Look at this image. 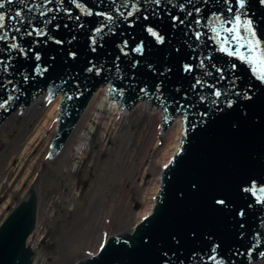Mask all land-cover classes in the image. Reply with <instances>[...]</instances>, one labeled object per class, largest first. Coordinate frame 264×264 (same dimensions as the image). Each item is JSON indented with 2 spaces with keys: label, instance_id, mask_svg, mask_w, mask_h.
I'll return each mask as SVG.
<instances>
[{
  "label": "water",
  "instance_id": "1",
  "mask_svg": "<svg viewBox=\"0 0 264 264\" xmlns=\"http://www.w3.org/2000/svg\"><path fill=\"white\" fill-rule=\"evenodd\" d=\"M77 2L79 9L73 0L51 4L25 0L28 7L19 0H0L8 33L7 40H0V127L14 113L26 114L39 98L49 102L59 98L57 126L47 155L52 160L97 91L108 86L106 98L117 104V119L148 105L147 115L161 111L160 137L179 118L182 138L169 159L172 163L160 171L150 213L131 229L110 234L102 250L70 264H214L208 259L213 245L219 246L218 259L225 264L264 260V201L257 204L251 192L242 191L253 180L264 186V83L238 59L219 53L210 39L208 17L213 12L228 15L224 0H161L159 5L154 0H128L127 7L123 0ZM245 3L244 11L264 41V5L259 0ZM229 4L236 7L235 0ZM133 5L140 9L138 13ZM48 7L53 11L41 17L39 12ZM197 7L200 13L195 12ZM87 10L110 14L113 21L88 17ZM16 11L22 12L24 23L8 21ZM128 11H133L132 17H127ZM101 24L108 26L94 35ZM147 27L163 36L164 42L157 43ZM33 28L43 29L45 35L27 36ZM196 32L201 33L199 41ZM12 43L20 47L9 49ZM137 46L143 51L134 52ZM232 64L237 67L232 69ZM89 67L93 72L86 71ZM44 68L47 71L41 73ZM215 91L221 92L219 98ZM67 95L73 98L67 100ZM8 97L12 99L4 103ZM41 172L0 223V264H34L39 254L35 238L29 239L38 222ZM217 199L225 204L217 205ZM241 210L243 216L238 215Z\"/></svg>",
  "mask_w": 264,
  "mask_h": 264
},
{
  "label": "rangeland",
  "instance_id": "2",
  "mask_svg": "<svg viewBox=\"0 0 264 264\" xmlns=\"http://www.w3.org/2000/svg\"><path fill=\"white\" fill-rule=\"evenodd\" d=\"M41 100L34 115L9 117L0 129V223L42 169L37 228L29 239L40 246L35 264H70L94 255L110 234L131 229L144 217L154 204L157 174L171 158L178 135L181 140V129L174 124L160 137L159 111L147 115L138 108L118 119L114 114L118 125L106 133L107 107L101 119L80 126L81 139L74 132L79 121L61 152L47 160L57 126L56 101ZM47 116L52 120L42 127ZM80 144L84 152L70 159L71 148Z\"/></svg>",
  "mask_w": 264,
  "mask_h": 264
},
{
  "label": "snow or ice",
  "instance_id": "3",
  "mask_svg": "<svg viewBox=\"0 0 264 264\" xmlns=\"http://www.w3.org/2000/svg\"><path fill=\"white\" fill-rule=\"evenodd\" d=\"M9 3H12L13 0H8ZM21 4H25V0H19ZM46 3L51 4L52 0H45ZM154 2L159 5L161 3V0H154ZM73 3L75 6L79 9L81 5L77 2V0H73ZM224 3L226 5L225 11L228 13L227 16H225L223 13H216L213 12L209 15L208 20L209 24L207 27L209 28V31L213 34L210 39H212L217 45V51L222 54H226L228 58H236L238 59L242 64L249 67L250 72L255 77V79L261 83H264V48H262V44H264V41L261 40L259 37V28L255 25V22L253 19L248 17V14L245 10L246 3L245 0H235L236 7L233 8L229 4V0H224ZM259 3L264 5V0H259ZM123 6H128V0H123ZM25 7H28L25 4ZM135 11L138 13L140 9L136 6H132ZM181 9H183L184 5H179ZM0 8H3V4L0 3ZM116 11H119L118 8L115 9ZM31 11V9H29ZM53 9L51 7H48L44 10H41L39 12V15L41 17L45 16V13H51ZM196 13H200L201 9L199 7L195 8ZM86 14L88 17H91L93 15L97 17H102L107 22L113 21V16L106 13L101 12H93L91 10H87ZM189 16L192 15V12L188 13ZM133 11L127 12V17H132ZM79 19V16L76 17ZM148 17L145 16L144 19H147ZM8 21L12 20H19L20 23H24L26 18H22V12L16 11L14 16H9ZM52 19H55L53 17ZM173 20L175 22L176 18L173 17ZM31 25V21H27ZM45 23H50V21H45ZM183 23V21H181ZM201 21L199 19L195 20V24L199 25ZM108 24H101L98 27L94 29V35H99L104 27H107ZM58 27V26H57ZM6 28V18L5 14L3 12H0V40H7L8 39V33L5 31ZM16 32H20L19 28L14 29ZM111 30V29H110ZM146 31L152 36L156 38V42L159 44H162L164 42V37L161 35H158L157 31L153 30L151 27H147ZM35 33L36 36L41 37L45 35V32L43 29H35L33 28L31 31H27L26 35L31 37ZM226 34V35H224ZM195 38L197 41L201 39V33L196 32ZM11 39L15 41L17 39L16 36H12ZM57 44L62 43V41H55ZM92 43L95 44L96 41L92 40ZM125 46H127V42H124ZM233 45L235 46L233 48ZM20 47L16 43H12L8 45L9 49H17ZM243 49V51H242ZM95 51V48L92 49ZM31 51V49H29ZM123 52V49H121ZM134 52L140 53L143 51L141 46H137L133 49ZM70 56H74L75 54L70 53ZM35 60L39 61L41 59L39 53L35 54ZM39 68V65L36 66ZM200 67H203V62H201ZM215 67V65H214ZM237 67L236 64H232L231 68L235 69ZM184 70L190 72L191 68L188 65L184 66ZM3 71H8V66H5ZM47 69L44 68L41 70V73L46 72ZM86 71L93 72V67H89ZM97 74L99 73V69H96ZM217 71H222L221 69L217 68ZM117 72H119V68H117ZM25 81L28 80V77H24ZM11 83V82H10ZM200 81L197 80L196 84H199ZM195 87V85H193ZM115 91V89H113ZM141 91H144V89H141ZM157 91H160V86L157 85ZM213 95L216 98H219L221 96L220 91H215ZM73 97L71 95H67L66 99L71 100ZM11 97H8L7 100L4 101V103H7L8 100H11ZM201 99H204L201 97ZM214 104L217 103V100L212 101ZM228 106L231 107V101L228 102ZM0 107H3V103H0ZM172 161L169 160L168 164H165L164 167L167 168L169 164H171ZM250 186L243 187L242 191L245 193L251 192L253 196L256 197V203L259 204L262 201H264V186H257L256 181H250ZM217 205H224L225 201L223 199H217L215 201ZM238 215L243 216L244 213L241 210ZM243 227V225H241ZM105 247V243L102 242L100 245V249L102 250ZM218 245H213L211 248V255H209L208 259L213 261L214 264H225V262L222 259H218L217 253H218ZM261 255H264V253H261Z\"/></svg>",
  "mask_w": 264,
  "mask_h": 264
},
{
  "label": "bare ground",
  "instance_id": "4",
  "mask_svg": "<svg viewBox=\"0 0 264 264\" xmlns=\"http://www.w3.org/2000/svg\"><path fill=\"white\" fill-rule=\"evenodd\" d=\"M107 90H108V86L107 87H105V88H103L102 89V91L104 92V97H102L101 99L98 97L99 96V94H100V92L101 91H99V92H97L95 95H94V97L92 98V100H91V102L89 103V106H88V108L86 109V111L84 112V114H83V116H82V118L80 119V122H79V124H78V126H77V129L74 131L75 132V134L77 135V137H78V139H81L82 137H83V132L82 131H79V129H80V126L81 125H84V127L85 126H88L87 125V123H90V122H92L93 123V121L95 120H99V119H101V116H102V114L104 113V112H106V110H107V107H108V114H109V120L111 119V122L110 123H107V125H106V133H111V130H113L114 129V127H117V125H118V122H117V120L114 118V114L115 115H117L118 116V111H116L117 110V104L116 103H114V102H112L111 100H107V98H106V96H107ZM41 99H45V97H42V98H39L38 100H36L35 102H33L30 106H29V108H28V110H27V112H26V115L28 116H30V115H34V113L33 112H35L36 111V105H38V103L40 102V101H42ZM53 101H56L54 104H55V108L54 109H56V115H57V110H58V104H59V98H56L55 100H53ZM52 101V102H53ZM95 108H96V111L95 112H97L98 114H96V116H94V117H91L90 118V116H91V114H92V110H95ZM138 108H143L144 110H147L148 109V105H145L144 107H143V105H139V106H137V107H135V109H138ZM135 109L133 110V112L135 111ZM153 112H154V110H153ZM20 113H18V112H16V113H14L13 115H11L10 116V119L11 118H14V117H16V116H18ZM156 115L157 116H160L159 115V112L158 113H156ZM119 117H122V115H120ZM49 117L47 116L46 117V120L43 122V124H42V127H46L47 125H48V123H47V120L48 121H50V120H52V119H48ZM9 120V119H8ZM6 121L3 125H2V127L0 128V129H2L9 121ZM175 124H177L178 125V129L180 130L181 129V121H180V119L178 118L176 121H175ZM108 126V127H107ZM172 128H174V126H172L169 130H168V132H170L171 130H172ZM40 131V130H39ZM74 132L72 133V134H74ZM167 132V133H168ZM166 133V134H167ZM164 136V135H163ZM109 138V137H108ZM51 139V138H50ZM50 139H49V142H48V145H49V143H50ZM181 140H180V135H178V142L175 144V147H174V149H173V151H172V154L171 155H173V153H174V151L177 149V147H178V143L180 142ZM84 150H85V147H84V144H80L78 147H76V148H74L73 149V147L71 148V150H70V152H69V157H70V159H73V160H76V159H78V154H81L82 152H84ZM76 151V152H75ZM23 160H24V158L21 156V157H19L18 158V160H17V162L19 163V164H21V162H23ZM14 162H16V159H14L13 160V164H14ZM167 164V163H166ZM159 180H160V172H159V174H157V184H158V188H159V186H160V183H159ZM33 181V180H32ZM31 181V182H32ZM158 190V189H157ZM153 206V205H152ZM152 206H150V208L148 209V210H146V212H144V215L143 216H146V215H148L149 213H150V211H151V209H152ZM37 228V227H36ZM35 232H36V230H35ZM35 246V245H34ZM36 247V246H35ZM36 260H37V258L35 259V262H36ZM35 262H34V264H35Z\"/></svg>",
  "mask_w": 264,
  "mask_h": 264
},
{
  "label": "built area",
  "instance_id": "5",
  "mask_svg": "<svg viewBox=\"0 0 264 264\" xmlns=\"http://www.w3.org/2000/svg\"><path fill=\"white\" fill-rule=\"evenodd\" d=\"M37 261V260H36ZM36 263V262H35Z\"/></svg>",
  "mask_w": 264,
  "mask_h": 264
}]
</instances>
